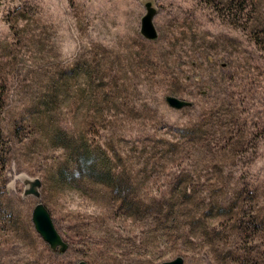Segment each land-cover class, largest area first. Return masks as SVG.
I'll list each match as a JSON object with an SVG mask.
<instances>
[{
    "label": "rangeland",
    "instance_id": "374dc122",
    "mask_svg": "<svg viewBox=\"0 0 264 264\" xmlns=\"http://www.w3.org/2000/svg\"><path fill=\"white\" fill-rule=\"evenodd\" d=\"M0 146V264H264V0H0Z\"/></svg>",
    "mask_w": 264,
    "mask_h": 264
},
{
    "label": "water",
    "instance_id": "95a60500",
    "mask_svg": "<svg viewBox=\"0 0 264 264\" xmlns=\"http://www.w3.org/2000/svg\"><path fill=\"white\" fill-rule=\"evenodd\" d=\"M145 13L142 15L140 20V33L141 35L149 40L155 39L158 35V31L153 23V17L156 14V8L152 5V2L147 1L145 3ZM167 103L176 109L188 106L190 102L177 98L175 96H166ZM26 184L28 187L24 189V195H34L39 197L40 193L38 188L41 186V180L34 178L27 180ZM32 222L35 230L40 234L42 239L46 241L52 250L58 249L60 252H64L68 248V244L59 232L56 230L50 212L42 202H38L32 210ZM184 260L182 257H176L170 261L162 262L161 264H183ZM77 264H89L86 261H79Z\"/></svg>",
    "mask_w": 264,
    "mask_h": 264
},
{
    "label": "trees",
    "instance_id": "16d2710c",
    "mask_svg": "<svg viewBox=\"0 0 264 264\" xmlns=\"http://www.w3.org/2000/svg\"><path fill=\"white\" fill-rule=\"evenodd\" d=\"M0 149H2V146H0ZM84 159V162H86L87 158H83Z\"/></svg>",
    "mask_w": 264,
    "mask_h": 264
}]
</instances>
